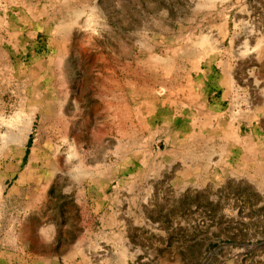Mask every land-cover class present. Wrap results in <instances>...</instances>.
I'll return each instance as SVG.
<instances>
[{
  "label": "rangeland",
  "instance_id": "obj_1",
  "mask_svg": "<svg viewBox=\"0 0 264 264\" xmlns=\"http://www.w3.org/2000/svg\"><path fill=\"white\" fill-rule=\"evenodd\" d=\"M6 28L40 60L31 107L0 127L17 151L26 142L17 177L48 195L40 209L75 210L71 195L91 194V210L127 211L141 264H264V0H0ZM154 81L157 99L203 82L209 109L231 119L223 137L209 122L178 161L182 138L144 133L133 111L130 91ZM253 127L262 134L248 164L239 149ZM215 144L221 161L205 162Z\"/></svg>",
  "mask_w": 264,
  "mask_h": 264
},
{
  "label": "crops",
  "instance_id": "obj_2",
  "mask_svg": "<svg viewBox=\"0 0 264 264\" xmlns=\"http://www.w3.org/2000/svg\"><path fill=\"white\" fill-rule=\"evenodd\" d=\"M24 7L25 10H33L32 4L24 3ZM6 24L15 25L10 20H7ZM14 32V29L12 31L8 28L0 30V127L15 116L16 106L31 107L32 60L40 61L38 57H25L26 53L31 55L30 51L25 48L24 43H20V35ZM17 55L19 59L16 58ZM25 59H28L27 62H23ZM221 74L229 79V72L222 71ZM231 83L233 84L229 81V85ZM156 84L155 81L143 83L141 86L139 84V89L134 90L135 93L130 91L129 96H134L136 111L142 114L144 133L164 132L168 137L182 138L176 142L175 155L178 161L181 160L178 150H184L186 146L189 149L193 142L206 137L203 135V128L207 127L209 122L216 131H220V135L216 133L215 137H223L222 129L224 126L229 127L231 119L224 121V112L219 111L220 107L219 110L216 106L209 109L210 106H207L202 94L203 82L191 83L190 97H184L182 90L181 98L176 93L175 99H157L153 88ZM227 87L221 91L220 103L229 102L226 100L229 89ZM173 90L170 88L169 93ZM180 90L181 88H177L176 92ZM39 97V104L47 105L41 94ZM230 106L228 104L227 111ZM250 115L253 116L254 113ZM213 117L218 119L215 121ZM173 122L177 127L170 129ZM132 130L136 135L139 133L138 129ZM259 134H262V131L257 133L253 127V130L243 137L240 145L243 148L239 149L242 162L256 163V156L259 155L256 151V140L261 138ZM2 135L9 138V142L0 145V264L142 263V260L139 261L133 254H129L127 211L91 210V194H72L77 206L75 210L40 209L41 200L47 199L48 195L33 197L30 179L17 177V172L26 168L23 163L26 160V142L23 141L21 149L19 147L17 151L14 133L3 129L0 131V136ZM195 144L201 146L198 142ZM219 148L218 144L208 146L204 161L208 162L213 157L219 158L222 155V149ZM16 151L19 157L15 155ZM183 160L188 161L186 158ZM188 184L191 182H187ZM183 185L186 183L183 182Z\"/></svg>",
  "mask_w": 264,
  "mask_h": 264
},
{
  "label": "bare ground",
  "instance_id": "obj_3",
  "mask_svg": "<svg viewBox=\"0 0 264 264\" xmlns=\"http://www.w3.org/2000/svg\"><path fill=\"white\" fill-rule=\"evenodd\" d=\"M133 111H134V114H136V112H137V111H136V108H135ZM127 116H128V115H127Z\"/></svg>",
  "mask_w": 264,
  "mask_h": 264
}]
</instances>
